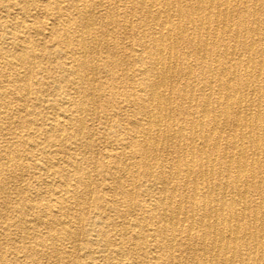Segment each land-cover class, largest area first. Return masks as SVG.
Returning a JSON list of instances; mask_svg holds the SVG:
<instances>
[{
  "label": "bare ground",
  "instance_id": "1",
  "mask_svg": "<svg viewBox=\"0 0 264 264\" xmlns=\"http://www.w3.org/2000/svg\"><path fill=\"white\" fill-rule=\"evenodd\" d=\"M67 1L65 7L63 0L40 1L51 18L57 50L68 59L59 73L68 103L44 130L35 129L46 143L39 150L40 169L49 177L44 181L47 191H34L40 202L16 191L20 205L30 208L34 218L19 217L6 228L15 226L30 248L5 264H45L41 259L47 256L79 264L57 243L65 239L75 244L84 231L78 227L66 233L60 226L52 232L60 225L54 212L68 207L65 198L74 205L87 203L92 184L84 160L60 164L50 148L61 152L66 139H56V132L66 131L77 155L90 151L94 129L87 121L97 116L106 120V131L111 123L113 130L109 127L102 138L114 137L115 148L108 146L103 159L88 161L109 174L108 187L123 198L126 212L142 215L128 223L109 220L119 237L112 248L95 221L88 231L98 243L84 244V260L264 264V0ZM100 8L104 12L97 14ZM129 32L134 36L130 47L125 43ZM12 46L1 52L7 64L27 70L15 73L14 80L25 83L18 91L28 95L26 82L36 57L22 40ZM116 66L118 90L99 76L104 70L113 73ZM123 108L129 113L120 118ZM5 119L0 117V128ZM121 122L124 126L116 130ZM24 143L18 132L0 134L5 176L24 178L15 148ZM51 166L57 169L52 174ZM140 174L139 182L135 178ZM6 190L0 179V193ZM45 193L53 197L44 199ZM136 195L145 198L134 202ZM117 200H112L113 209H118ZM75 218L79 223L81 215ZM34 221L45 231L37 230ZM148 240L158 249L152 254L144 251Z\"/></svg>",
  "mask_w": 264,
  "mask_h": 264
},
{
  "label": "rangeland",
  "instance_id": "2",
  "mask_svg": "<svg viewBox=\"0 0 264 264\" xmlns=\"http://www.w3.org/2000/svg\"><path fill=\"white\" fill-rule=\"evenodd\" d=\"M40 1L41 0H0V117L6 118L1 125L0 134H5L9 131L18 132L27 141V143L16 145L15 147L21 155L20 162L22 164V171H20L24 175V178L19 179L18 177H9L10 175L5 176L2 174V162L0 160V179L4 180L6 188L8 189L6 192L0 193V201L2 202H0V256L3 258V260L0 259V264H5L6 260L14 257L13 255L22 256V253H24L23 251L30 248L29 241L19 233L20 231L15 228V226L10 228H6V226H8L12 220L18 219L19 217L27 218L30 221L34 218V212L30 208H22L16 191L18 189L23 190L27 195L26 197L31 199L32 202L39 201L36 195H34L36 189L42 192L47 191L44 181H47L46 179L49 180V177L46 176L44 170L40 169L42 157L39 150L44 147L46 143L43 142V138L40 139L37 136L35 129L44 130L47 124L55 118L56 113L59 112L62 107L63 109L66 108L68 103L67 96H64L62 94V89H60L62 83L59 79L60 70L64 65L68 64V59L60 55L57 50L50 30L51 18L43 10V5H41ZM62 5H64V7L67 6L68 1L63 0ZM103 12V8H100L97 14ZM133 38L132 32H129L125 40L128 47L133 44ZM16 39L22 40L27 47L30 46L29 49L31 48L34 57H36L34 63L31 64V75L26 82L27 88L30 90L28 95H22L20 91H18L25 83L23 81L14 80L16 74H27V70L23 71V69H20L18 66L7 64L4 59L5 55L1 52V49H11ZM99 54L101 58H103L105 56L104 49H101ZM113 71V73L108 71L106 73V70H104V72L100 73V81L116 85L115 90H118V79L121 77L118 66H116ZM96 84H99L98 80ZM67 90V86H64V93H67ZM62 104L64 106H62ZM53 113L55 114L53 115ZM128 113V108H125L124 111L120 113L121 115L118 116L124 118ZM87 123L94 129V134L92 136L94 139L93 146L90 151H82L77 155L78 151L75 152L73 148H69L67 141L68 134L66 131L56 132V139L62 141L66 139L63 143V147L60 148L61 152L56 153V149L50 148V150H52V157L60 164L65 161L69 162V159L76 158L79 160L78 163H82L84 160L88 168L87 171L93 191L92 198L89 199L90 201L88 200L87 203H82L80 205H74L71 199L65 198L64 201L68 207L65 210L54 212V216L60 220V225H54V230L52 231H58L60 226H62L66 233H71L77 230L78 227H81L84 233L75 244L65 239L57 243L61 249L70 252L73 257L79 258V264H89L90 262L84 260L86 259L84 244L90 242L92 243V247H96L98 243L95 240L96 236L88 231V228L91 227L95 221L99 222V226L104 230V235L110 242V247L112 248L119 242V237L109 225V220L121 219L128 223L142 215L138 210L128 214L125 208L126 203L123 198L114 196L108 187L110 184L109 174L105 175L100 173L96 162L90 163L88 161V159H91L92 162L95 160L97 161V159H103L105 149L108 148V146L115 148L114 137H106L105 141L102 138L106 135L104 133L108 132L111 123L106 126V128L108 127L107 131L104 129L106 120L102 117L97 116L96 119L89 120ZM3 124L6 125L4 126ZM123 126L121 122V126L115 129H122ZM109 130H113V128L111 129L110 127ZM58 136H60V138ZM109 136L112 135L108 134V137ZM4 137L6 141H10L9 135L6 134ZM134 160H137V158H134ZM128 162H130V160H128ZM50 168L51 174L52 171L57 170L52 166ZM134 170H137V168H134ZM138 170L140 169L138 168ZM141 177L142 174L135 178V180L140 182ZM71 183L74 182L71 181ZM43 195L44 199L53 197H50V193H45ZM115 198L118 199V209H113L111 207L114 202L112 200ZM142 198L143 197L136 195L134 202ZM66 212L68 214H66ZM79 214L81 215V219L79 223H77L75 221V216ZM34 223L37 230L41 232L45 231L44 227L39 224L37 225L35 221ZM138 249L139 248L135 247V250ZM157 250L153 242L148 240L147 247L144 248V251L148 254H152ZM35 253L40 256V251ZM139 254L143 255L142 250L139 251ZM92 256L96 259L97 254L92 252ZM41 261L45 264H63L61 261L55 260L52 256H47V258L43 257Z\"/></svg>",
  "mask_w": 264,
  "mask_h": 264
}]
</instances>
